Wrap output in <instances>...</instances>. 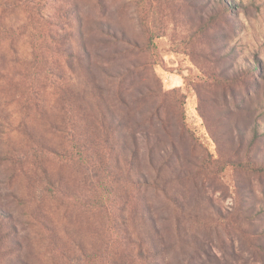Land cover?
<instances>
[{"label": "rangeland", "instance_id": "1", "mask_svg": "<svg viewBox=\"0 0 264 264\" xmlns=\"http://www.w3.org/2000/svg\"><path fill=\"white\" fill-rule=\"evenodd\" d=\"M124 251L264 264V0H0V264Z\"/></svg>", "mask_w": 264, "mask_h": 264}, {"label": "trees", "instance_id": "2", "mask_svg": "<svg viewBox=\"0 0 264 264\" xmlns=\"http://www.w3.org/2000/svg\"><path fill=\"white\" fill-rule=\"evenodd\" d=\"M69 131H71V129H69ZM105 134H106L105 131H102L100 133V136L104 137V139L101 140V142H102V144L104 146V149L109 148V146H108L109 145L108 144L109 141L107 140V137H106ZM81 138H82V141L77 140V145H76V146H79L81 149L85 150L86 146L92 147V148H94V150H96V148H98V147L95 146L94 143H91L90 141H88L87 137H81ZM82 160L85 162L84 158H82ZM96 163H97V166H99V168L101 169V171H102L101 173L106 175V173H105L106 170L103 167V160L99 159L98 162H96ZM111 181H112V183L114 185L118 183L116 177H112ZM105 187H106V183L104 181H101V180L97 181L96 189H99L102 192V194L98 195L96 197L95 201H96V203L100 204V208L101 209L106 210V212H109V210H111L114 214H116L118 216L117 218L121 219V221H122V217L120 216L122 210H120V208H112V207L105 206V203L109 202V198L106 199L105 196H104V194L107 192ZM96 189H95V192H96ZM102 196L105 199L102 198ZM104 200H106V202ZM119 202L122 203L123 200H120ZM110 208H112V209H110ZM111 227H112L113 231L115 232V229H116L117 226L114 224V220L112 221ZM121 232L122 233H120V231L115 232V237L113 238L114 240H112V245L114 247H117V248H120L121 246H123L124 250L127 251L128 245L130 244V241H129V239L126 236V233L123 232V230ZM125 251H124V254H123L124 260H123L122 264H151L148 261L147 257H144L141 253H139V251H137L133 255L131 254V255H127V256H126L127 253Z\"/></svg>", "mask_w": 264, "mask_h": 264}]
</instances>
